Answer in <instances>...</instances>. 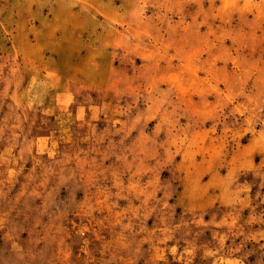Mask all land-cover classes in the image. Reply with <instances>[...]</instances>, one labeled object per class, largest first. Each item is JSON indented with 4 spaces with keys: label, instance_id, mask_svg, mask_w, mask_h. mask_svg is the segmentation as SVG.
<instances>
[{
    "label": "rangeland",
    "instance_id": "1",
    "mask_svg": "<svg viewBox=\"0 0 264 264\" xmlns=\"http://www.w3.org/2000/svg\"><path fill=\"white\" fill-rule=\"evenodd\" d=\"M0 264H264V0H0Z\"/></svg>",
    "mask_w": 264,
    "mask_h": 264
}]
</instances>
